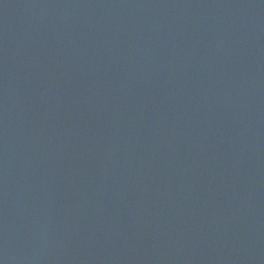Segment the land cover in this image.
Masks as SVG:
<instances>
[{
  "label": "water",
  "instance_id": "obj_1",
  "mask_svg": "<svg viewBox=\"0 0 264 264\" xmlns=\"http://www.w3.org/2000/svg\"><path fill=\"white\" fill-rule=\"evenodd\" d=\"M0 264H264V0H0Z\"/></svg>",
  "mask_w": 264,
  "mask_h": 264
}]
</instances>
